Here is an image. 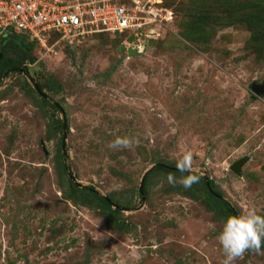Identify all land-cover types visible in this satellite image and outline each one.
<instances>
[{
  "label": "rangeland",
  "instance_id": "1",
  "mask_svg": "<svg viewBox=\"0 0 264 264\" xmlns=\"http://www.w3.org/2000/svg\"><path fill=\"white\" fill-rule=\"evenodd\" d=\"M160 7L168 18L138 42L124 31L28 47L0 32V264H222L228 217L200 181L185 189L166 179L182 174L154 171L137 192L146 169L176 167L187 150L191 171L234 215H264V94L248 89L264 79V0ZM127 42L142 52L128 54ZM125 136L138 144L109 147ZM68 169L117 211L84 191L71 196ZM235 264H264V254Z\"/></svg>",
  "mask_w": 264,
  "mask_h": 264
},
{
  "label": "built area",
  "instance_id": "2",
  "mask_svg": "<svg viewBox=\"0 0 264 264\" xmlns=\"http://www.w3.org/2000/svg\"><path fill=\"white\" fill-rule=\"evenodd\" d=\"M160 4L161 0H0V32L26 34L41 46L50 37L72 46L91 34L124 31L137 41L146 33L144 26L168 18ZM132 43H126L128 48L136 46Z\"/></svg>",
  "mask_w": 264,
  "mask_h": 264
},
{
  "label": "clouds",
  "instance_id": "3",
  "mask_svg": "<svg viewBox=\"0 0 264 264\" xmlns=\"http://www.w3.org/2000/svg\"><path fill=\"white\" fill-rule=\"evenodd\" d=\"M136 144V138L125 136L114 139L109 147L131 150ZM193 165V153L187 150L177 161L176 168L180 172H191ZM166 179L172 186L180 183L185 189H189L193 184L199 183L200 176L190 174L177 181L175 176L168 175ZM160 187H163V184ZM217 239L225 257L222 264H235V261L248 251L264 254L261 252L264 248V215L258 214L255 208H249L240 215L226 218Z\"/></svg>",
  "mask_w": 264,
  "mask_h": 264
},
{
  "label": "trees",
  "instance_id": "4",
  "mask_svg": "<svg viewBox=\"0 0 264 264\" xmlns=\"http://www.w3.org/2000/svg\"><path fill=\"white\" fill-rule=\"evenodd\" d=\"M9 32L14 34L13 38L11 39V42H13V43L21 44L24 40H28V41L30 40L26 34H23L20 32H14L11 30ZM31 43H33L32 40H30L29 43L27 44L28 47L31 45ZM4 48H5V44H0V68L2 66V63L6 61L5 58H3V53H2ZM8 64H9L8 65L9 69H13V68L15 69L16 67L19 66L18 62L14 61V60L12 61L9 59H8ZM9 69H6V70H9ZM23 71L25 72V69H23ZM37 86H38V89L41 90L40 85H37ZM40 100L44 104H47V101H45L43 98L40 97ZM52 107H54V106H52ZM59 155L61 157H63L62 153H60ZM62 168L67 169V167L63 166V164H62ZM154 171H162V172H168V173H179V174H182L183 176L190 175V174H195V175L200 176V182L203 185L204 189H206L209 197L212 198L214 201H216L218 206L224 211V213L227 217L234 216L233 209L229 206V204L226 201H224L223 199L220 198V196L218 195V193L216 191H214V188L212 187V182L209 179H207L206 177L201 176L197 173H194L192 171L191 172H180L177 170V168L175 166H169V165H166L163 163L153 164L151 166V168L147 171V173L144 175L141 191L139 192L137 190V192L140 196L145 194L143 186H144V182H145L146 177ZM66 181L68 183L69 193L71 196H75V194H77L78 191H84V192L88 193L89 195H91L92 197H95L99 201L100 204H102L103 206H105L107 208H109L111 205H114L115 208L113 210L117 211V209H118L117 203H114L110 199H107L106 197L99 195L96 191H94V189L91 186L77 185L76 183L71 182V180L69 178Z\"/></svg>",
  "mask_w": 264,
  "mask_h": 264
},
{
  "label": "water",
  "instance_id": "5",
  "mask_svg": "<svg viewBox=\"0 0 264 264\" xmlns=\"http://www.w3.org/2000/svg\"><path fill=\"white\" fill-rule=\"evenodd\" d=\"M135 48H128L127 49V53L128 54H134L135 53ZM21 68H17V70ZM32 87L33 89L40 95L41 98H44V94L38 89V86L35 84V83H32ZM248 89L249 91L256 95V96H261L264 94V79H262L260 82H255V81H252L251 83H249L248 85ZM60 111H61V116H62V128H63V131H62V134H61V152L62 154L64 155L65 154V149H64V139H65V123H64V117H63V110L60 108ZM241 164V161H236L234 162L230 167L229 169L235 173V174H238L239 172V166ZM151 168V166L146 169L141 177H140V180H139V185H138V191L140 192L141 191V186H142V182H143V178H144V175L147 173V171ZM67 177L73 181L74 183H76L77 185H80L78 182L75 181L73 175L71 174L70 170L68 169V173H67Z\"/></svg>",
  "mask_w": 264,
  "mask_h": 264
},
{
  "label": "bare ground",
  "instance_id": "6",
  "mask_svg": "<svg viewBox=\"0 0 264 264\" xmlns=\"http://www.w3.org/2000/svg\"><path fill=\"white\" fill-rule=\"evenodd\" d=\"M151 32H152V31H150V33H151ZM135 49H136V50H135L136 53H140L139 51L142 52V49H143V48L141 47V45H137V46L135 47Z\"/></svg>",
  "mask_w": 264,
  "mask_h": 264
}]
</instances>
